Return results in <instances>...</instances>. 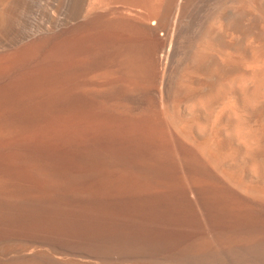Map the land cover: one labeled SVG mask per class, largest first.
I'll return each instance as SVG.
<instances>
[{"label":"bare ground","instance_id":"6f19581e","mask_svg":"<svg viewBox=\"0 0 264 264\" xmlns=\"http://www.w3.org/2000/svg\"><path fill=\"white\" fill-rule=\"evenodd\" d=\"M0 264H264V0H0Z\"/></svg>","mask_w":264,"mask_h":264}]
</instances>
